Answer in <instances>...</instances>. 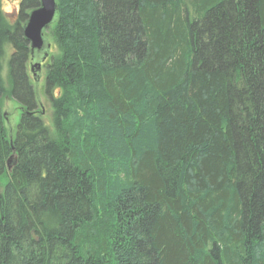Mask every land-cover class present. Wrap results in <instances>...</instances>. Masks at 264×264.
<instances>
[{
    "label": "trees",
    "instance_id": "16d2710c",
    "mask_svg": "<svg viewBox=\"0 0 264 264\" xmlns=\"http://www.w3.org/2000/svg\"><path fill=\"white\" fill-rule=\"evenodd\" d=\"M56 2L49 129L0 0V264H264V0Z\"/></svg>",
    "mask_w": 264,
    "mask_h": 264
},
{
    "label": "water",
    "instance_id": "95a60500",
    "mask_svg": "<svg viewBox=\"0 0 264 264\" xmlns=\"http://www.w3.org/2000/svg\"><path fill=\"white\" fill-rule=\"evenodd\" d=\"M39 7L29 12L28 19L24 24L23 36L30 44L32 64L30 71L34 82L37 83L40 75L41 62L48 56L50 43L46 41L44 32L55 21L57 12L56 0H39ZM43 53L42 57L38 55ZM12 157L7 160L6 165L11 169Z\"/></svg>",
    "mask_w": 264,
    "mask_h": 264
},
{
    "label": "rangeland",
    "instance_id": "374dc122",
    "mask_svg": "<svg viewBox=\"0 0 264 264\" xmlns=\"http://www.w3.org/2000/svg\"><path fill=\"white\" fill-rule=\"evenodd\" d=\"M15 6H16V3L13 1L12 3H6V5H4L3 7L6 11H8V10L10 11ZM48 29L45 31V36L47 38H49V41L47 39V41L50 43L49 49L51 51L49 50V53H56L57 48L54 45L52 37H50V35H49ZM27 72L31 76L32 84H34V89L36 92L38 103H40L39 105L43 109L42 119H44L46 126L49 129H52V118H51L52 109L49 105V100L47 98L48 96L45 94V84H44L45 68L42 67L40 69V71H39L40 75H39V79H38L37 83H34L32 73H30V70H29V65L27 67ZM2 109H3L4 113L6 112L8 114L6 119H5V124H4L5 129L8 132V135L10 137H13L16 133V131H15L16 126H17L18 122L20 121L19 119H20V116L22 113V109L20 108V105L18 104L17 101L11 100L8 98L7 99L4 98ZM2 192H3V184H2V182H0V194Z\"/></svg>",
    "mask_w": 264,
    "mask_h": 264
},
{
    "label": "flooded vegetation",
    "instance_id": "af4514ba",
    "mask_svg": "<svg viewBox=\"0 0 264 264\" xmlns=\"http://www.w3.org/2000/svg\"><path fill=\"white\" fill-rule=\"evenodd\" d=\"M43 64L45 65V63H44V62H42V65H43ZM44 65H43V66H44Z\"/></svg>",
    "mask_w": 264,
    "mask_h": 264
}]
</instances>
